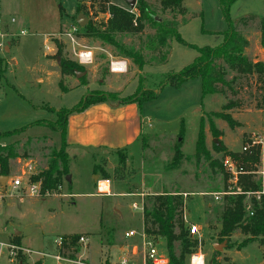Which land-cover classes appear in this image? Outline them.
<instances>
[{
    "label": "rangeland",
    "instance_id": "obj_1",
    "mask_svg": "<svg viewBox=\"0 0 264 264\" xmlns=\"http://www.w3.org/2000/svg\"><path fill=\"white\" fill-rule=\"evenodd\" d=\"M109 2L130 9L125 0ZM147 2L157 15L166 19L175 17L178 32L186 43L203 47L222 42L221 31L226 28V22L217 0H183L184 14L162 12L158 0ZM84 3L87 14L81 15L86 22L92 20L100 26L109 17L108 12L98 10L99 3ZM75 5L76 0H0V151L3 155L10 148L14 152V157L7 160L6 178L0 181V264H57L50 256L57 252L72 257L85 252L81 258L91 264H118L119 253L115 249L119 245L127 247L120 254L126 256L127 264H142L143 228L140 225L143 210L132 208L133 202L139 205L140 200L128 193L143 190V207H150L147 200L155 194H182V213L185 210L186 219L198 227L195 249L200 248L204 253L206 264L215 251L219 264H264V234L251 237L236 228L229 237L231 248L226 247L227 239L221 240L218 236L226 195L219 192L241 193L240 176L233 184L228 173L224 180L223 172L218 168L213 169L205 160L196 165L193 158L183 159L175 169L165 168L172 158L179 134L182 137L181 152L184 155L194 153L202 121L205 146L212 159L222 164L224 156L229 155L246 167L244 157L257 152L258 161L250 169L246 168L250 171L246 174L260 184L258 191H264L262 83L255 75L238 77L227 69V80L232 77L236 80L232 89H226L224 93L202 95L199 78L186 80L175 87L167 83L160 86L167 73L179 71L197 56L194 48L168 40V46L159 51L148 50L144 44L154 30L146 24L137 33L119 35L124 47L142 55L144 65L139 67L131 59L118 55L116 48L86 36L76 24ZM250 13L264 18V0H236L229 9L233 20ZM258 17L245 27L238 25V30L248 40L244 54L251 61L264 60ZM74 25L79 29L72 41L67 33ZM57 46L65 59L75 62L76 52L90 49L93 61L84 66L85 74L61 77ZM161 54L167 55L166 61L161 62ZM112 57L126 60L125 73L109 72ZM60 79L66 91L59 88ZM80 79L85 84H80ZM138 87L144 93L142 97L146 96L147 90L158 91L159 95L143 100L139 105L148 120L137 145L115 151L97 150L92 153L94 157L67 153L70 182L63 177L58 188L45 195L30 196L25 188H10L8 177L21 175L27 162L32 163L34 175L38 174L46 169L52 154L62 147L61 124L56 122V111L71 108L87 93L105 94L110 105H117L135 95ZM228 102L235 106L223 109ZM213 112L229 114L237 125L230 128L226 121L212 115ZM210 119L218 130L217 136L209 130ZM214 139L225 151L213 150ZM244 146L249 152L242 150ZM95 164L108 171L112 182L110 194H96L94 176H103L100 172L94 173ZM3 176L0 172V177ZM25 177H22L24 183ZM253 199L260 201L259 208L264 212V193L245 192L246 216L252 215ZM15 230L18 233H14ZM128 230H135L137 234L126 237L124 233ZM73 234L87 239L86 242L77 240L75 252L73 247L58 248L53 242L59 236L65 238ZM146 236L160 243V249L167 254L163 238ZM247 237L252 240L238 249L237 245ZM8 244L40 254L16 250L11 256ZM214 245L222 248L216 250Z\"/></svg>",
    "mask_w": 264,
    "mask_h": 264
},
{
    "label": "trees",
    "instance_id": "obj_2",
    "mask_svg": "<svg viewBox=\"0 0 264 264\" xmlns=\"http://www.w3.org/2000/svg\"><path fill=\"white\" fill-rule=\"evenodd\" d=\"M86 1H89L91 5L95 2L99 3L98 10L102 13L108 12L109 17H107L105 22L100 26H96L92 20H89L84 27L80 28L83 30V33L86 36L99 39L103 44H108L116 48L118 50V55L131 59L139 67L144 65L142 55L134 49L124 47L119 40V35L125 32L137 33L141 31L146 24L151 25L154 30V33L147 38L144 44L146 49L159 51L162 47L168 46V40H175L197 51V56L189 64L185 65L177 72L167 73L160 83V86L167 83L175 87L186 80L199 78L201 80L202 95L224 93L226 89H232V84L236 80V77L227 80L226 73L227 69H229L235 72L238 77L255 75L257 81L262 83L263 88L260 108L264 110V60L251 61L244 54V49L249 43L247 38L238 30L239 24L245 27L249 21H253L258 16L250 13L233 20L229 15V9L236 0H217L226 22V28L221 31L223 40L219 45L203 47H197L186 43L178 32V23L175 17L166 19L157 15L155 9H153L147 0H137L133 9H127L112 4L109 0H76L74 18L81 13L87 14V8L84 3ZM158 3L162 12L167 11L173 14H184L185 12L183 0H158ZM258 18L260 41L261 46L264 48V18ZM60 50L61 48L57 46V55L60 57L59 69L61 77L75 75V71H82L84 69L83 65L65 59L61 55ZM166 56V54L160 55L161 62L166 61ZM80 84H85V81L80 79ZM58 85L62 91H66L62 79L59 80ZM141 91V88L138 87L135 95L126 97L118 104L137 103L139 106L143 100L155 99L159 95L158 91L144 90L146 91V96L142 97L144 93ZM102 102L109 104L105 94L87 93L71 108H63L62 110L56 111V122L61 124L59 132L62 137L63 145L58 151L52 154L51 158H49L46 169L38 174L30 176L31 181H40L42 193L58 188L62 178L69 173L68 156L65 151V146L67 145L66 132L68 116L73 113L82 112L89 106ZM233 106H235L234 103L228 102L223 105V109H230ZM212 115L226 121L230 128L237 125V122L227 113L213 112ZM203 130V123L201 121L195 142V151L192 155H184L181 152L182 137L181 134H179L173 146L172 158L166 164L165 168L166 170L175 169L180 165L183 159L188 160L193 158L196 165L200 160H205L209 162V165L213 169L218 168L220 172H223V178L225 180L228 175L222 168L221 162L212 159L210 151L205 146ZM209 130L212 134L218 135V130L215 128L211 119L209 120ZM212 143L214 151H225V148L220 142L219 144L215 142ZM12 157H14L13 149L10 148L5 155L0 151V172L4 176L7 174L8 169L7 160ZM233 159L240 163L245 170H248L251 168L252 164L258 161V155L257 152H254L245 156L244 161L247 163L246 167L238 161V159ZM119 162L122 164L124 163L123 160ZM93 171L94 173L100 172L103 178L108 179V173L102 169L100 165L95 164ZM250 176V174L240 175L238 185L240 186L241 193L226 194L223 197L224 202L220 215L218 236L221 240L227 239V248L232 247L229 243V237L236 228H240L241 232L249 234L251 237L264 234V212L259 208L260 201L252 200V215L246 216L244 204L245 192L260 190V184L250 180ZM147 201L150 207L144 206L142 214L143 230L145 234L163 238L168 264H186L187 256L195 249L197 239L191 237L188 233L182 213V194L178 192L159 193L153 195ZM78 238L79 235L77 234L65 237L63 247L67 249L73 247L72 250L74 252L77 251L75 247L77 246ZM147 239L152 240L148 237ZM251 240L250 237L245 238L237 245L238 249L247 245ZM216 255L217 252L215 251L210 259L212 264H219L216 262Z\"/></svg>",
    "mask_w": 264,
    "mask_h": 264
},
{
    "label": "crops",
    "instance_id": "obj_3",
    "mask_svg": "<svg viewBox=\"0 0 264 264\" xmlns=\"http://www.w3.org/2000/svg\"><path fill=\"white\" fill-rule=\"evenodd\" d=\"M146 120H148L147 116L142 114L137 103L110 105L102 102L93 104L82 112L73 113L68 116L66 152L68 155H70L71 152H76L78 154H90L94 157L92 153L97 150L115 151L116 149L137 145L140 135L144 133L143 127ZM99 175L97 174L96 179L94 178L96 194H98L97 181L104 179L100 178ZM107 180L108 184L104 187V190L108 191V194H110L112 182L110 178ZM128 194L138 196L140 200L139 204H143V196L145 195L144 190ZM183 215L184 221L189 222L186 219L185 210ZM140 226L143 228L142 216ZM128 231H125V233ZM126 249V245H119V247L115 249L116 253H119L116 260L117 263L121 258L126 257L124 254L120 255L121 252ZM82 255L84 256L85 252H82ZM107 260L112 261L111 258Z\"/></svg>",
    "mask_w": 264,
    "mask_h": 264
},
{
    "label": "built area",
    "instance_id": "obj_4",
    "mask_svg": "<svg viewBox=\"0 0 264 264\" xmlns=\"http://www.w3.org/2000/svg\"><path fill=\"white\" fill-rule=\"evenodd\" d=\"M78 25H74L71 27V30L67 33V35L70 37L72 41H74L75 36L78 34ZM24 31H21V34H23ZM1 35V31H0ZM76 56V62L80 65L86 66L92 63L93 61V55L92 51L88 48L82 49L75 53ZM127 71V62L123 58L119 57H112L109 61V72L112 74L120 75ZM242 150H247V147L244 146ZM222 166L226 173L229 174V178L231 179V182L233 184H236L238 178L242 174H246L250 171H246L245 168L238 163L236 160H234L231 156L226 155L224 156L222 160ZM21 175L8 177L9 186L12 189H24L27 190L28 194L30 196H37L45 195L48 193V191L42 193L41 192V184L40 181H31L30 176L34 175L33 172V166L31 162H27L24 166V168L21 170ZM27 178V181L24 183L22 180V177ZM101 183H103L101 185ZM105 183V184H104ZM108 184L107 179H102L97 181V189L98 194L104 195L108 194V191L104 190V187ZM257 194L264 193V191H256ZM236 193L235 191L231 192H219V194H232ZM217 198V196H216ZM133 209H139L143 210V204H132ZM187 230L191 237L195 238V235L199 233L198 227L196 224L188 222L187 224ZM137 234V231L130 230L125 233L126 237H132ZM64 238L59 236L54 239V243L58 248H63ZM141 240H142V246H143V258H142V264H168V257L167 254L163 253L160 249L159 245L160 243L152 240H148L146 238V234L143 230L141 232ZM79 242H86L87 239L83 236H79L78 238ZM4 245V244H2ZM8 250L10 251L11 256L16 254V250H22V252L29 254L31 252L33 253H39L34 250H30L29 248L23 249L13 244L7 245ZM40 254V253H39ZM203 255L204 257V264H206V259L204 253L201 251L200 248L194 249L192 252H190L187 256L186 264H194V257H199L200 255ZM41 256L43 254L41 253ZM53 259H55L57 264H91L87 262L86 260L82 259L81 256L78 257H71L69 255H65L63 253L57 252L55 254L50 255ZM128 260L127 258H121L118 264H127Z\"/></svg>",
    "mask_w": 264,
    "mask_h": 264
},
{
    "label": "water",
    "instance_id": "obj_5",
    "mask_svg": "<svg viewBox=\"0 0 264 264\" xmlns=\"http://www.w3.org/2000/svg\"><path fill=\"white\" fill-rule=\"evenodd\" d=\"M125 1L128 4V6H129L130 9H133L134 8V6L136 4V0H125ZM76 23L79 25V27H84L87 22H86L85 17H83L81 14H79L77 16ZM57 59H58L57 61L59 62V58H57ZM82 74H85V71H75L76 77H80V75H82ZM213 142L219 144V142H218L217 139H214ZM2 178H6V177L5 176L1 177V181H2ZM94 178L96 179V175L94 176ZM64 179L66 181L70 182V175L69 174H66L65 177H64ZM14 233H18V231L15 230ZM214 248L216 250H218V249H221L222 246L221 245H214ZM207 264H212L211 260H209Z\"/></svg>",
    "mask_w": 264,
    "mask_h": 264
},
{
    "label": "clouds",
    "instance_id": "obj_6",
    "mask_svg": "<svg viewBox=\"0 0 264 264\" xmlns=\"http://www.w3.org/2000/svg\"><path fill=\"white\" fill-rule=\"evenodd\" d=\"M194 264H204V257L202 254L199 257H194Z\"/></svg>",
    "mask_w": 264,
    "mask_h": 264
},
{
    "label": "bare ground",
    "instance_id": "obj_7",
    "mask_svg": "<svg viewBox=\"0 0 264 264\" xmlns=\"http://www.w3.org/2000/svg\"><path fill=\"white\" fill-rule=\"evenodd\" d=\"M103 183H101V185H102ZM105 184V183H104Z\"/></svg>",
    "mask_w": 264,
    "mask_h": 264
}]
</instances>
